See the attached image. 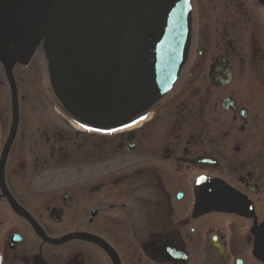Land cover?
Instances as JSON below:
<instances>
[{"label": "flooded vegetation", "instance_id": "af4514ba", "mask_svg": "<svg viewBox=\"0 0 264 264\" xmlns=\"http://www.w3.org/2000/svg\"><path fill=\"white\" fill-rule=\"evenodd\" d=\"M185 2L171 79L117 119L64 101L47 32L0 35V264H264V0Z\"/></svg>", "mask_w": 264, "mask_h": 264}, {"label": "water", "instance_id": "95a60500", "mask_svg": "<svg viewBox=\"0 0 264 264\" xmlns=\"http://www.w3.org/2000/svg\"><path fill=\"white\" fill-rule=\"evenodd\" d=\"M186 27L185 0H0V35L29 47L47 32L56 88L89 119H117L156 97L183 55Z\"/></svg>", "mask_w": 264, "mask_h": 264}, {"label": "rangeland", "instance_id": "374dc122", "mask_svg": "<svg viewBox=\"0 0 264 264\" xmlns=\"http://www.w3.org/2000/svg\"><path fill=\"white\" fill-rule=\"evenodd\" d=\"M50 73H51V75L53 76V80H52V81L54 82V81H55V80H54V74H53V72H50ZM46 80H48V76H47ZM54 83H55V82H54Z\"/></svg>", "mask_w": 264, "mask_h": 264}]
</instances>
